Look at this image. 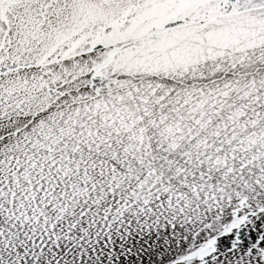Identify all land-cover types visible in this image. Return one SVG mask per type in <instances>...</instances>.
<instances>
[{
  "label": "snow or ice",
  "instance_id": "1",
  "mask_svg": "<svg viewBox=\"0 0 264 264\" xmlns=\"http://www.w3.org/2000/svg\"><path fill=\"white\" fill-rule=\"evenodd\" d=\"M0 264H264V0H0Z\"/></svg>",
  "mask_w": 264,
  "mask_h": 264
}]
</instances>
